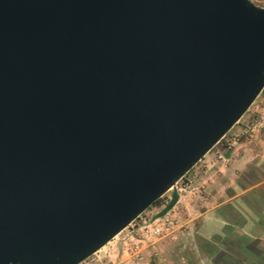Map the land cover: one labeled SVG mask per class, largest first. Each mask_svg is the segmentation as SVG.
Segmentation results:
<instances>
[{"label":"water","instance_id":"obj_1","mask_svg":"<svg viewBox=\"0 0 264 264\" xmlns=\"http://www.w3.org/2000/svg\"><path fill=\"white\" fill-rule=\"evenodd\" d=\"M263 86L249 0H0V264L83 261Z\"/></svg>","mask_w":264,"mask_h":264},{"label":"crops","instance_id":"obj_2","mask_svg":"<svg viewBox=\"0 0 264 264\" xmlns=\"http://www.w3.org/2000/svg\"><path fill=\"white\" fill-rule=\"evenodd\" d=\"M242 126L237 129L245 133ZM252 135L256 138L254 130ZM250 141L238 143L217 170L202 171L204 197L198 203L203 206L181 235L193 239L198 249L192 264H264V117L258 141ZM171 198L164 209L171 206ZM161 241L169 240L151 246ZM180 264L191 263L182 259Z\"/></svg>","mask_w":264,"mask_h":264},{"label":"built area","instance_id":"obj_3","mask_svg":"<svg viewBox=\"0 0 264 264\" xmlns=\"http://www.w3.org/2000/svg\"><path fill=\"white\" fill-rule=\"evenodd\" d=\"M260 93H262L260 102L255 104L251 109L248 107L240 116L241 118L245 115L242 124L245 127L244 130L247 132H252L261 126V119L264 115V86L259 94ZM238 120L235 123H237ZM227 132L204 154V156L211 151L213 156L218 158L221 156V150L229 148L227 138L224 139ZM222 139L224 140L222 141ZM193 166L173 184V187L176 188V184L180 181L184 182L185 186L187 185L190 187V182L196 177V172L192 171ZM179 189L181 190L182 188L179 187ZM190 189L192 191H197L198 187L191 186ZM166 192L158 198L160 205L159 210L154 213H149L144 210L126 227L119 231L121 234L118 240L115 241L110 248L111 252H115L113 256L108 253L97 255L96 252H94L78 264H125V260L128 258L134 257L137 258V260L140 259L141 248L143 245L150 246L159 239H175L183 229L185 223L190 222L191 219H186V222L181 221V206L177 205L179 201L178 198H176L175 202L170 207L164 209L170 201V197L166 196ZM162 209L164 210L162 211ZM117 256H119L118 259H116Z\"/></svg>","mask_w":264,"mask_h":264},{"label":"rangeland","instance_id":"obj_4","mask_svg":"<svg viewBox=\"0 0 264 264\" xmlns=\"http://www.w3.org/2000/svg\"><path fill=\"white\" fill-rule=\"evenodd\" d=\"M253 4L257 6L264 7V0H249ZM262 97V93H260L255 99L254 102L249 106L250 109L255 106V104H258L260 102V99ZM264 117V115H263ZM245 118V115L241 117L237 123H235L227 132L224 139L227 138V142L229 143V148L221 150V156L220 157H214L212 152H208L203 158H201L196 165L193 166L192 171L196 172V177L190 182V187L197 186V191H192L190 187L187 185H184V182L180 181L176 184L175 187H171L166 192V196L171 197L172 193H176V198H178L177 205L180 207L181 212V221L186 222V219H191L192 217H195L198 215V212L201 210L203 205H200L198 202H200V199L204 197L202 187H200L202 184L199 183L200 176L204 174L206 169L209 167L211 170L215 168L217 170V167L219 166V163H222V161L226 160L228 156L233 154L234 150L238 148V143L243 142H249L251 139H255L258 141V132L261 128L258 127L255 129V137H252V132H247L244 126H242V129L245 131V133H242V130L238 131L237 126H239L240 123H242L243 119ZM263 119V118H262ZM261 119V121H262ZM243 125V124H242ZM251 134V135H249ZM222 139V141L224 140ZM251 142V141H250ZM252 143V142H251ZM253 144V143H252ZM219 145V144H218ZM216 145V146H218ZM191 172V171H190ZM255 179V178H253ZM210 183V182H209ZM214 184V182L210 183ZM189 185V184H188ZM182 188L181 190L179 189ZM180 195V198H179ZM159 206V202H156L155 204L149 206L146 211L151 212V209H156ZM196 218V217H195ZM194 221V220H193ZM190 222H186L181 232L176 236L175 239H172L171 241H161L154 247L150 246H142L141 253H140V259L137 260V258H128L125 260V264H180V260L185 259L188 263L192 262L194 263L195 258H198V249L194 245L193 239L190 240L189 236L187 235L181 236L185 231H187L188 226ZM191 224V223H190ZM123 232V231H122ZM120 232H118L116 235H114L107 243H105L100 249L96 251L97 255L102 254H110L114 255L115 252H111L110 248L114 244L115 241L118 240L120 236ZM181 236V237H180ZM198 254V255H197ZM119 256H117L116 259H118ZM159 259V260H157Z\"/></svg>","mask_w":264,"mask_h":264},{"label":"trees","instance_id":"obj_5","mask_svg":"<svg viewBox=\"0 0 264 264\" xmlns=\"http://www.w3.org/2000/svg\"><path fill=\"white\" fill-rule=\"evenodd\" d=\"M156 202H158V199H157V200H155V201H154V202H153L151 205L155 204ZM151 205H150V206H151Z\"/></svg>","mask_w":264,"mask_h":264}]
</instances>
